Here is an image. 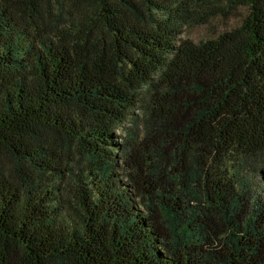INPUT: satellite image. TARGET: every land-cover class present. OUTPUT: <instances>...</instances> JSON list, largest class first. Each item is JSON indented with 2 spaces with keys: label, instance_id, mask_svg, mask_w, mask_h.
<instances>
[{
  "label": "trees",
  "instance_id": "1",
  "mask_svg": "<svg viewBox=\"0 0 264 264\" xmlns=\"http://www.w3.org/2000/svg\"><path fill=\"white\" fill-rule=\"evenodd\" d=\"M262 159L264 0H0V264H264Z\"/></svg>",
  "mask_w": 264,
  "mask_h": 264
},
{
  "label": "rangeland",
  "instance_id": "2",
  "mask_svg": "<svg viewBox=\"0 0 264 264\" xmlns=\"http://www.w3.org/2000/svg\"><path fill=\"white\" fill-rule=\"evenodd\" d=\"M245 11L243 8L239 9L234 16L230 17L228 20H222L220 18H216L212 20L207 25H200V26H192V27H183L182 34L180 35L181 39H190L193 42H201L206 41L208 39L215 38L218 34L222 33L223 31H228L229 29L235 27L240 23L241 17L244 15ZM120 134V131H118ZM263 167L264 168V160L262 159ZM258 174L255 175V173H250L248 177L251 179V185L253 187L259 186L258 185ZM262 187H260V190L257 194L250 195L251 204L254 203V200H259V202H264V191L261 190ZM258 197V199H257Z\"/></svg>",
  "mask_w": 264,
  "mask_h": 264
}]
</instances>
